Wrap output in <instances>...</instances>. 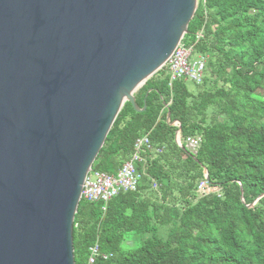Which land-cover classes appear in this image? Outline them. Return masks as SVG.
I'll return each instance as SVG.
<instances>
[{
    "label": "trees",
    "instance_id": "obj_1",
    "mask_svg": "<svg viewBox=\"0 0 264 264\" xmlns=\"http://www.w3.org/2000/svg\"><path fill=\"white\" fill-rule=\"evenodd\" d=\"M188 29L182 42L207 58L203 81L171 84L164 66L136 94L145 110L125 103L93 170L117 173L148 135L143 179L108 203L82 199L76 264L97 241L111 254L103 264H264V0H199Z\"/></svg>",
    "mask_w": 264,
    "mask_h": 264
},
{
    "label": "water",
    "instance_id": "obj_2",
    "mask_svg": "<svg viewBox=\"0 0 264 264\" xmlns=\"http://www.w3.org/2000/svg\"><path fill=\"white\" fill-rule=\"evenodd\" d=\"M198 5L0 0V264H76L85 180L125 103L146 109L136 94Z\"/></svg>",
    "mask_w": 264,
    "mask_h": 264
},
{
    "label": "built area",
    "instance_id": "obj_3",
    "mask_svg": "<svg viewBox=\"0 0 264 264\" xmlns=\"http://www.w3.org/2000/svg\"><path fill=\"white\" fill-rule=\"evenodd\" d=\"M194 54H196L194 45L180 43L166 65L171 74V84L174 80L184 77L198 83L203 81L207 58L198 54L199 58L193 61ZM200 141V137L194 136L186 139L187 146L194 154L197 153ZM145 146H151L148 135L137 140L133 156L115 174L96 170L90 171L85 180L82 199L88 202L104 201L108 203L121 192L138 191L143 179V174L139 171L138 166L144 161L142 152L145 150ZM154 187H157L156 183H154ZM207 188V182L202 181L199 187L200 192H204ZM110 257L111 254L104 252L99 241H97L90 247L87 264H103Z\"/></svg>",
    "mask_w": 264,
    "mask_h": 264
},
{
    "label": "rangeland",
    "instance_id": "obj_4",
    "mask_svg": "<svg viewBox=\"0 0 264 264\" xmlns=\"http://www.w3.org/2000/svg\"><path fill=\"white\" fill-rule=\"evenodd\" d=\"M199 58V56H198V53H196V54H194V56L192 57V60L194 61V60H197ZM167 65V64H166ZM165 65V66H166ZM212 190H216V191H219L220 189L219 188H216V187H213L212 188ZM160 232H161V234H166V228L165 227H161V230H160ZM132 234H134V233H131L130 235H132ZM134 243V244H133ZM127 244H129V245H131V246H134V245H136V243L133 241V240H128L127 241Z\"/></svg>",
    "mask_w": 264,
    "mask_h": 264
}]
</instances>
